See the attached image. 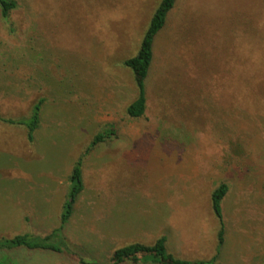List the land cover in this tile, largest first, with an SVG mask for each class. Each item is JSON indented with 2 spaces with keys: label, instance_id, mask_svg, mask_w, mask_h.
Listing matches in <instances>:
<instances>
[{
  "label": "rangeland",
  "instance_id": "rangeland-1",
  "mask_svg": "<svg viewBox=\"0 0 264 264\" xmlns=\"http://www.w3.org/2000/svg\"><path fill=\"white\" fill-rule=\"evenodd\" d=\"M15 1L0 12V112L43 102L30 143L24 125L0 123V240L59 226L80 156L84 188L62 230L74 253L19 246L0 264L108 262L160 236L176 257L210 260L220 182L227 259L214 264H264V0H176L139 118L125 111L138 89L124 61L160 0Z\"/></svg>",
  "mask_w": 264,
  "mask_h": 264
},
{
  "label": "trees",
  "instance_id": "trees-1",
  "mask_svg": "<svg viewBox=\"0 0 264 264\" xmlns=\"http://www.w3.org/2000/svg\"><path fill=\"white\" fill-rule=\"evenodd\" d=\"M176 0H160L153 15L150 19L148 27L145 29L142 36L137 53L126 59L124 65L131 69L134 75V81L138 89V95L127 105L126 114L131 118H139L144 115L146 110V80L153 61V41L155 35L165 27L168 14L173 9ZM15 0H0V12L3 17H7L9 12L16 7ZM43 98H40L31 109L29 116L23 118L12 119L6 117L0 112V122L8 124H21L26 128V138L30 143L34 139V133L40 124V110ZM114 136L112 128H107L103 132L98 133L93 137L90 147L85 151L86 154L90 151L91 147L104 142L111 136ZM84 156V155H83ZM82 156L75 162L70 173V190L68 192V199L63 204L60 213V224L56 226L52 232L45 236H35L32 234L24 233L15 235L11 238L0 240V252L7 251L15 247L23 246L27 249L41 248L44 250H52L61 252L66 250L74 253L73 248H69L65 244L62 230L64 224L69 220L75 201L78 195L84 188L81 171ZM228 185L226 182H220L211 192V207L219 221V229L217 232L218 249L223 243L225 223L222 211V200L228 192ZM166 236L156 238L151 244H143L134 242L117 248L113 251L108 262H98L89 260L83 256H78V264H122L126 261H142L144 263L156 264H214L217 258L216 254L207 261L202 260H189L174 256L167 250ZM68 249V250H67ZM78 250V248L75 247ZM76 253V252H75Z\"/></svg>",
  "mask_w": 264,
  "mask_h": 264
},
{
  "label": "crops",
  "instance_id": "crops-1",
  "mask_svg": "<svg viewBox=\"0 0 264 264\" xmlns=\"http://www.w3.org/2000/svg\"><path fill=\"white\" fill-rule=\"evenodd\" d=\"M14 97V96H13ZM6 99V98H5ZM5 99H2V100H4L5 101ZM8 99V98H7ZM4 101H0V103L1 102H4ZM3 113V112H2ZM0 123H2L3 124V126L5 127V128H7V127H9L8 125V123H6V122H0ZM225 232H226V230H225ZM224 243H225V236H224V240H223V243L221 244V247L219 248V252L217 253V258H216V260L218 261V262H222V263H224L223 262V260L224 261H226V256L223 254V251H222V246L224 245Z\"/></svg>",
  "mask_w": 264,
  "mask_h": 264
}]
</instances>
